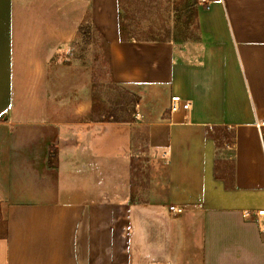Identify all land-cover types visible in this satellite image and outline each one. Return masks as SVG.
<instances>
[{
	"label": "crops",
	"instance_id": "crops-1",
	"mask_svg": "<svg viewBox=\"0 0 264 264\" xmlns=\"http://www.w3.org/2000/svg\"><path fill=\"white\" fill-rule=\"evenodd\" d=\"M196 9L195 39L126 40L118 0H0V264H264V0ZM82 25L133 119L97 117Z\"/></svg>",
	"mask_w": 264,
	"mask_h": 264
},
{
	"label": "rangeland",
	"instance_id": "rangeland-1",
	"mask_svg": "<svg viewBox=\"0 0 264 264\" xmlns=\"http://www.w3.org/2000/svg\"><path fill=\"white\" fill-rule=\"evenodd\" d=\"M195 2L196 0H118L120 18L127 27L125 35L133 37L132 39L146 40L195 39L198 37L193 5ZM80 32L82 38L75 45V51L81 62H89L93 69L97 117L104 120L133 119L137 98L110 80L108 44L93 26L86 33ZM134 161L138 179L146 183L145 180L151 176L149 169L152 161L147 156L134 157ZM143 186L146 188L147 184Z\"/></svg>",
	"mask_w": 264,
	"mask_h": 264
},
{
	"label": "built area",
	"instance_id": "built-area-1",
	"mask_svg": "<svg viewBox=\"0 0 264 264\" xmlns=\"http://www.w3.org/2000/svg\"><path fill=\"white\" fill-rule=\"evenodd\" d=\"M190 106L189 101H185L180 95L174 94L171 96L169 103V110L171 113L177 112L180 109H188ZM260 128V135L264 144V121L258 123ZM169 210L175 214H181L185 211V208L176 204L169 205ZM246 219L254 220L258 223L264 222V208L258 210H245L243 213ZM264 230V229H263Z\"/></svg>",
	"mask_w": 264,
	"mask_h": 264
},
{
	"label": "trees",
	"instance_id": "trees-1",
	"mask_svg": "<svg viewBox=\"0 0 264 264\" xmlns=\"http://www.w3.org/2000/svg\"><path fill=\"white\" fill-rule=\"evenodd\" d=\"M196 4H197V0H196V2H195V4H193L194 5V11H195V14L197 15V9H196ZM123 20V19H122ZM121 20V18H120V22H119V28H120V33H121V37H122V39H126V40H129V39H132L133 37H128V36H126L125 34L127 33V27L125 26V23H123V21ZM86 29V26L85 25H82L81 27H80V30L81 31H83V30H85ZM132 35V34H131ZM135 39V38H134ZM151 40H156V39H151ZM159 41H162V40H159ZM137 101H138V98H137Z\"/></svg>",
	"mask_w": 264,
	"mask_h": 264
}]
</instances>
